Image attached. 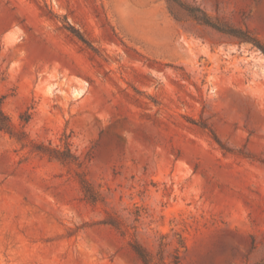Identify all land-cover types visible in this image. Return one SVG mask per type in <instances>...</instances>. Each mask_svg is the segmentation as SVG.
<instances>
[{
  "label": "rangeland",
  "instance_id": "1",
  "mask_svg": "<svg viewBox=\"0 0 264 264\" xmlns=\"http://www.w3.org/2000/svg\"><path fill=\"white\" fill-rule=\"evenodd\" d=\"M0 103V264H264V0H0Z\"/></svg>",
  "mask_w": 264,
  "mask_h": 264
},
{
  "label": "trees",
  "instance_id": "2",
  "mask_svg": "<svg viewBox=\"0 0 264 264\" xmlns=\"http://www.w3.org/2000/svg\"><path fill=\"white\" fill-rule=\"evenodd\" d=\"M28 121V118L25 119ZM0 130L9 133L11 136L15 137L17 140L23 142L24 146H28L32 141H26V133L21 130H17L12 123L9 116L3 111L0 103ZM21 135V136H20ZM32 146L42 155L49 157L50 159H58L66 164H74L78 167L81 166V162L79 157L73 153L71 148V143L69 139H65L63 147L58 146H47L43 143L37 144L32 143ZM79 181L82 185V189L85 193L86 198L91 202L98 201L97 192L94 191L91 184L87 181V179L81 176V173H77ZM135 252L139 255V257L146 263L149 264L151 257L150 254L139 244L134 243L132 245Z\"/></svg>",
  "mask_w": 264,
  "mask_h": 264
}]
</instances>
